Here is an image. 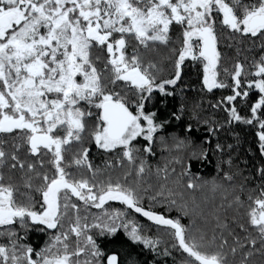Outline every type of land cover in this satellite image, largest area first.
I'll return each mask as SVG.
<instances>
[{"label":"snow or ice","instance_id":"snow-or-ice-1","mask_svg":"<svg viewBox=\"0 0 264 264\" xmlns=\"http://www.w3.org/2000/svg\"><path fill=\"white\" fill-rule=\"evenodd\" d=\"M225 31L259 40L264 49V0H0V144L5 136L18 141L14 152L0 147V237L7 240L0 243V264H123L117 251L100 243L119 240L121 230L157 255L170 254L166 246L158 252L162 241L143 235L128 212L110 210V202L168 229L172 247L187 254L182 264H264V167L252 189L238 187L229 172L222 175L227 187L212 182L224 201L231 198L227 207L246 233L232 244L223 233L209 236L142 203L148 193L143 180L151 174L147 158L156 148L187 155L173 157L181 165L177 177H170L167 164L156 169L164 183L150 200L189 216L195 209L176 199L183 196L181 178L193 192L206 183L185 159L208 160L212 139L195 145L191 124L183 138L168 136L185 109L161 111L178 88L183 92L186 60L202 66L208 92L230 90L216 106H223L229 125L257 127L264 154V55L247 70L239 62L223 67L218 44ZM161 47L174 57L170 77L151 55ZM239 104L248 105L247 115ZM204 123L215 137L217 126ZM21 147L34 161L18 155ZM93 148L109 157L102 167L94 163ZM215 151L223 152L219 140ZM226 163L232 167L231 159ZM117 169L122 174L114 178ZM170 179L176 188L168 186ZM217 226L228 227L219 217ZM33 231L48 236L43 247L26 242Z\"/></svg>","mask_w":264,"mask_h":264},{"label":"trees","instance_id":"trees-1","mask_svg":"<svg viewBox=\"0 0 264 264\" xmlns=\"http://www.w3.org/2000/svg\"><path fill=\"white\" fill-rule=\"evenodd\" d=\"M178 35L179 29L174 26L172 32L173 39L175 40ZM260 44L261 42L259 40H256L254 43L252 40L232 36L229 32L225 31L221 35L218 44L222 66L231 69L233 64L239 62L244 64L247 70L254 60L258 61L264 55V49L260 47ZM173 46L178 47V44H174ZM151 55L152 58L160 61V67L163 69L162 75L170 77L174 71V57L172 53L168 49L161 47L159 55L156 53ZM220 78L224 79L225 77L221 74ZM202 80V66L199 63L193 64L192 61L186 60L182 68L180 83V88L183 89V92L181 93L178 88L176 95L169 97L166 104L161 106V111H164L165 108L167 111H175L181 106L185 109V116L182 118V121H173L169 126L168 136L175 135L183 138L185 129L191 124L193 133L190 135L195 145H201L209 138L213 141L208 160L193 159L188 161L185 159V163L191 164V172L197 178L198 182H206L203 187L193 192L183 187V180L187 179V177L181 178L178 191L182 192L183 196H177V202L187 203L190 210L195 209V213L185 216L177 207L173 206L169 208L167 203L162 206L149 198L151 195H155L159 191V186L164 183V181L157 179L155 175L156 169H162L167 164L170 177L179 176L181 165L175 164L173 157L180 155L184 158L187 153L178 154L175 151L161 152L159 148H156V155L147 158L148 166L151 168V174L146 175L143 180V187L148 189V193L144 196L142 203L146 209L151 206L152 211L162 214L167 218H179L187 227L200 228L206 231L209 236L215 233L219 238V235L223 233L229 240V243L232 244L234 238L237 236L241 240H244L246 233L238 226L239 218L237 212L233 208L227 207L231 198L229 201H224L222 191L220 189L214 191L212 182L215 181L216 184H222L227 187L228 182L222 180V175L223 172H229L234 176V183L238 187L240 185H243L246 189L257 187L261 182L258 170L264 167V154L260 152L259 140L256 135L258 128L236 122L229 125L227 122L228 116L223 111V106H216L223 96L231 94L230 90L214 89L212 92H208L203 88ZM229 82L231 81L229 80ZM255 98V93L250 94V101ZM239 110L242 115H247L248 105L239 104ZM193 114L198 117L199 123L197 119L192 118ZM204 121L213 122L217 126V135L215 137H210L207 131V124ZM217 140L223 146L222 153L215 151V143ZM204 146L207 147V145ZM91 155L94 158V163L101 167L103 166L104 160L109 158L99 154L95 148H93ZM20 156L21 158H30V156H26L25 151ZM229 159L233 162L231 168L226 163ZM218 163L221 165V170L217 168ZM172 168L176 169L175 173L171 172ZM121 174V170L117 169L113 172V177L115 178ZM15 176L17 179L19 178L18 173H15ZM132 179L133 177H129V181ZM150 185L151 187H149ZM168 186L176 188V185L172 183L171 179L168 181ZM160 199L162 198L157 197V200ZM110 203L112 205L111 209H126V206L118 202ZM221 204H224L225 207L221 208ZM105 207L108 208L109 205H105ZM91 211L99 212L102 210L92 209ZM131 214L134 217H131L130 220H135L137 223H140L139 228L142 229L143 235L162 241L157 251L162 252L166 246L170 254L167 256L157 255L143 245L133 243L127 235L123 234L122 230L121 233H118L119 240H115V238H104L100 240L102 248L108 251H117L123 264H182L187 254L178 248L172 247L174 241L168 234V229L156 225L135 213ZM217 217L220 218L221 224L228 226L227 229L217 226ZM32 237L39 239L38 244L44 241L43 235L38 236L33 234ZM5 239L0 237V243H6ZM114 240L115 242H113ZM239 258V255H237V261ZM256 259L258 261L259 257Z\"/></svg>","mask_w":264,"mask_h":264},{"label":"flooded vegetation","instance_id":"flooded-vegetation-1","mask_svg":"<svg viewBox=\"0 0 264 264\" xmlns=\"http://www.w3.org/2000/svg\"><path fill=\"white\" fill-rule=\"evenodd\" d=\"M14 143H18V141H14L12 139L11 136H5L4 137V142L2 144H0V147H2L6 152H14L15 151V148L13 147ZM25 151V148L24 147H21L18 155H20L21 153H23ZM34 157H30L29 160H33L34 161ZM35 234V235H43L44 237V241L42 243H39L38 244V240L37 237L33 238L32 235ZM48 241V236L47 235H44L42 233H39V232H36V231H33V232H30L29 235H28V239H27V243H30L32 246L34 247H43L44 244ZM5 242H7V240L5 239Z\"/></svg>","mask_w":264,"mask_h":264},{"label":"rangeland","instance_id":"rangeland-1","mask_svg":"<svg viewBox=\"0 0 264 264\" xmlns=\"http://www.w3.org/2000/svg\"><path fill=\"white\" fill-rule=\"evenodd\" d=\"M112 210V209H111ZM120 210H124V211H127L128 212V219L130 220L131 219V217H134L133 216V214H131V213H135L134 211H132V210H127V209H120ZM136 215H139V216H141V217H143L141 214H139V213H135ZM143 218H145V219H147L146 217H143ZM148 220V219H147ZM130 221H133V222H135V224L138 226V227H140V223H137V221H135V220H130ZM149 221V220H148ZM150 222H152V223H154L153 221H150ZM135 244H137V243H135ZM141 245V244H140Z\"/></svg>","mask_w":264,"mask_h":264}]
</instances>
